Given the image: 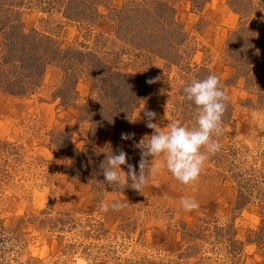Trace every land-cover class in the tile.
<instances>
[{"label":"rangeland","instance_id":"obj_1","mask_svg":"<svg viewBox=\"0 0 264 264\" xmlns=\"http://www.w3.org/2000/svg\"><path fill=\"white\" fill-rule=\"evenodd\" d=\"M145 1L152 6L150 0H0L9 4L7 13H19V31L37 34L50 50L28 86H0V264H264V240L257 238L264 219V99L235 77L238 55L246 59L250 49L227 48L235 32L249 29V19L264 15V0H168L184 35L174 63L125 41L142 24L125 30L124 13L144 9ZM250 2L259 3L256 14L243 19L237 7ZM3 29L0 23V55L9 51ZM259 38L250 40L254 53L264 48ZM92 67L102 75L145 77L150 93L125 119L103 127L93 120L103 86H94ZM199 68L219 78L227 98L222 131L213 136L220 150L195 185L178 182L162 158L140 191L130 179L107 184V156L121 150L139 175L135 144L154 134L146 112L155 113L151 122L160 130L176 122L195 126L198 111H183L181 89L191 82L187 69ZM124 133L134 137L123 140ZM121 170L127 175V164ZM182 198L199 208L183 210ZM113 203L123 207L101 210Z\"/></svg>","mask_w":264,"mask_h":264},{"label":"trees","instance_id":"obj_2","mask_svg":"<svg viewBox=\"0 0 264 264\" xmlns=\"http://www.w3.org/2000/svg\"><path fill=\"white\" fill-rule=\"evenodd\" d=\"M151 7L148 2L143 3L144 9L128 10L124 13V19L126 29H134L141 25L140 31L132 35L133 37L125 39L130 43H135L137 47H143L151 52H155L163 56L165 60L172 61L173 63L180 59L176 50L184 41V35L179 24L174 20V8L171 6L168 0H150ZM65 3V1H63ZM62 2V3H63ZM250 5L246 8L245 3L238 5V12L244 19L248 14H256L257 5ZM9 4L0 5V23L3 24V40L4 49L7 52H2L0 55V86L4 87L13 82V85L18 84L21 89L28 86L27 81L32 77H35L36 73L40 76L41 71L44 69L45 59L50 58V50L46 46H43L41 42L42 38L37 34H27L19 31L21 28L18 23L19 13L11 14L6 12L9 9ZM237 6V5H236ZM252 6V7H251ZM3 7L5 9L3 10ZM255 7V8H253ZM93 8V7H91ZM148 8V9H147ZM253 8V9H252ZM78 13V12H77ZM248 21V20H247ZM249 29H240L235 32L231 40L228 43L230 52L239 51V47L244 45V48H249V52H246V59H242L239 54L237 65L234 66L235 77H241L245 79V83L248 87H251L253 91L260 94L264 99V48L261 53H254V48L250 40L254 35H260V40L264 42V15H255V17L249 19ZM9 26V27H8ZM132 33V31L130 32ZM120 38L124 37L123 31L119 34ZM245 39H247L245 41ZM141 44V45H140ZM255 43H253V47ZM3 49V50H4ZM19 51V55L17 54ZM57 52L54 51L53 54ZM91 54V53H90ZM89 54V55H90ZM248 54V55H247ZM93 55V54H91ZM96 55H93L95 58ZM254 63L252 64L248 59ZM96 59V58H95ZM2 60V61H1ZM101 64V61H100ZM100 66V65H99ZM102 66H104L102 64ZM43 67V68H42ZM256 68L257 72L253 69ZM92 74H95L97 78V84L94 86L102 85L103 89L100 92L99 101L95 106V118L94 121H103L101 126H112L111 121L117 122L125 119L133 110L138 102L146 98L150 93L151 85L145 77H138L132 74L117 73L113 74L110 70L102 75L101 68L92 67ZM189 75V80L199 79L203 80L210 74L206 68H199L196 71L187 69L186 72ZM29 84V83H28ZM183 89L181 93L183 94ZM11 94L22 95L21 91H11ZM181 94V95H182ZM183 101L181 103L183 111H192L197 113V107L188 101L185 94L182 95ZM180 105V106H181ZM178 106V104H176ZM97 114V116H96ZM134 163L132 159H127V165ZM261 233V234H260ZM257 238L260 241L264 240V219L263 226L259 229Z\"/></svg>","mask_w":264,"mask_h":264},{"label":"clouds","instance_id":"obj_3","mask_svg":"<svg viewBox=\"0 0 264 264\" xmlns=\"http://www.w3.org/2000/svg\"><path fill=\"white\" fill-rule=\"evenodd\" d=\"M183 91L186 99L197 107L198 116L195 126L185 127L176 122L167 131L160 130L151 122L155 118V113L146 112L149 121L147 127L154 129V134L135 144V147L141 150L139 175L132 165H127V175L121 170V166L127 164V154L121 150L119 154L107 156V167L103 168L107 184L125 185L130 179L134 188L140 191L148 183L149 178L155 177L161 168V163H153V161L162 158L163 167L178 182L185 186L195 185L209 157L220 150V144L213 139V136L220 135L222 131V117L227 97L219 78L215 75H209L203 80L193 79ZM133 137L134 134L121 135L123 140ZM147 157L153 158L150 164ZM146 166H148L147 171ZM180 205L185 211L199 208V204L193 198H182ZM109 207L119 210L123 205L102 204L101 210L107 212Z\"/></svg>","mask_w":264,"mask_h":264}]
</instances>
